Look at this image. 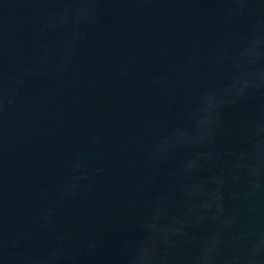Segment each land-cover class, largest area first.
<instances>
[{
    "label": "water",
    "instance_id": "95a60500",
    "mask_svg": "<svg viewBox=\"0 0 264 264\" xmlns=\"http://www.w3.org/2000/svg\"><path fill=\"white\" fill-rule=\"evenodd\" d=\"M0 264H264V0H0Z\"/></svg>",
    "mask_w": 264,
    "mask_h": 264
},
{
    "label": "clouds",
    "instance_id": "9594fccd",
    "mask_svg": "<svg viewBox=\"0 0 264 264\" xmlns=\"http://www.w3.org/2000/svg\"><path fill=\"white\" fill-rule=\"evenodd\" d=\"M259 185H255V187H258ZM221 211H223V209H220Z\"/></svg>",
    "mask_w": 264,
    "mask_h": 264
}]
</instances>
